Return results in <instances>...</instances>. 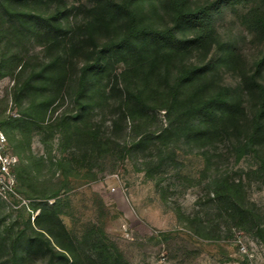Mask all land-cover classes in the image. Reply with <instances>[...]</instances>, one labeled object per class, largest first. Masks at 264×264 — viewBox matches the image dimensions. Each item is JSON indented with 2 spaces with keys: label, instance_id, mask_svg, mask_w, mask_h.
Wrapping results in <instances>:
<instances>
[{
  "label": "rangeland",
  "instance_id": "374dc122",
  "mask_svg": "<svg viewBox=\"0 0 264 264\" xmlns=\"http://www.w3.org/2000/svg\"><path fill=\"white\" fill-rule=\"evenodd\" d=\"M52 2L66 10L62 24L68 35L61 37L66 41L71 29L83 24L88 0ZM249 7L250 4L223 5L213 11L218 40L234 51L239 62L219 65L216 77L221 84L239 86L241 73L251 71L262 51L264 41L241 22ZM53 8L50 4L49 10ZM167 21L164 15V24ZM27 24L28 32L0 15V129L9 151L18 158L17 188L25 202L17 208L0 202V232L12 225L14 230H23L28 219L36 229L33 219L39 209L35 206L56 203L58 217L77 249L76 257L84 264H92L86 258L91 255L88 244L99 237L128 264H264L262 241L241 219L219 214L208 201L222 181L240 180L245 202L253 207L264 226V184H249L245 176L248 168L255 166L254 153L232 139L202 147L180 140L165 153L160 152L174 162L157 165L159 157L154 147L141 145L133 149L132 145L164 128V111L123 122L114 108L102 104L93 105L90 126L102 140H114L123 148L107 153L98 150L83 160L76 157L75 163L68 129L61 120L76 110L66 91L69 79L48 94L51 101L42 111L41 97L27 90L20 92L33 70L55 54L48 50L49 41L41 25L31 21ZM65 48L66 43L57 51L62 53ZM220 56L221 51L214 48L206 60L213 64ZM79 58L70 61L80 66ZM190 61L201 63L197 54ZM122 68L121 63H116L114 73L119 74ZM261 82L264 85V72ZM109 86L110 82L104 80L99 88L108 91ZM37 109L43 129L9 128L12 118ZM47 260L41 252H33L26 256L24 264H47Z\"/></svg>",
  "mask_w": 264,
  "mask_h": 264
},
{
  "label": "trees",
  "instance_id": "16d2710c",
  "mask_svg": "<svg viewBox=\"0 0 264 264\" xmlns=\"http://www.w3.org/2000/svg\"><path fill=\"white\" fill-rule=\"evenodd\" d=\"M52 1L0 0V15L26 32L28 22L39 23L49 41L48 50L55 52L33 70L20 89L41 97L40 111L51 101L48 94L69 79L66 91L76 110L61 120L68 129L73 160L86 159L98 150L107 153L123 148L114 140H102L91 128L93 105L114 108L123 122L133 117L149 118L150 113L163 110L164 128L137 140L133 149L152 146L159 157L157 165L168 166L174 159L162 157L160 152L165 153L180 140L202 147L232 139L242 142L243 148L251 150L257 159L255 166L246 171V181L264 184V45L251 71L241 73L239 86L221 84L216 77L219 65L239 62L234 51L218 40L213 26L215 9L250 4L241 22L264 41V0L202 4L190 0H88L83 24L72 28L66 41L61 38L68 35L62 24L66 10ZM50 4L54 5L51 10ZM43 8L46 12L42 13ZM164 15L168 18L166 24ZM65 43L68 48L58 52ZM214 48L221 51V56L211 64L206 58ZM194 54L201 59L200 64L190 61ZM74 57H80V66L70 61ZM116 63L123 66L119 74L114 73ZM104 80L110 82L108 91L99 88ZM38 113L39 109L28 110L12 118L9 128L43 129ZM18 166L17 163L16 181ZM241 183L222 181L208 201L219 214L241 219L264 244V226L253 207L245 202ZM35 208L39 209L33 219L36 229L28 219L23 230H14L12 225L0 232V264H24L26 256L33 252L47 256V264H84L76 257L77 249L58 217L57 204L41 202ZM99 240H90L88 261L128 264L102 237Z\"/></svg>",
  "mask_w": 264,
  "mask_h": 264
},
{
  "label": "built area",
  "instance_id": "2783aa9c",
  "mask_svg": "<svg viewBox=\"0 0 264 264\" xmlns=\"http://www.w3.org/2000/svg\"><path fill=\"white\" fill-rule=\"evenodd\" d=\"M18 158L9 151L7 138L0 129V202L7 203L12 208L24 205V200L16 190V174Z\"/></svg>",
  "mask_w": 264,
  "mask_h": 264
}]
</instances>
